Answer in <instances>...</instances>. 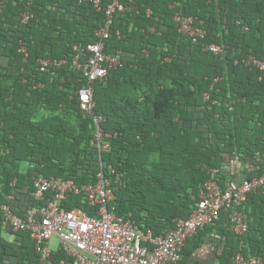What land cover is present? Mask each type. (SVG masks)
Here are the masks:
<instances>
[{
  "label": "trees",
  "instance_id": "obj_1",
  "mask_svg": "<svg viewBox=\"0 0 264 264\" xmlns=\"http://www.w3.org/2000/svg\"><path fill=\"white\" fill-rule=\"evenodd\" d=\"M113 1L99 9L93 0H0V204L19 215L46 205L54 193L35 198L34 176L94 183L102 160L111 207L159 235L191 215L212 168L223 187L264 173V77L247 62L264 61V0H119L124 9L113 13L104 41L106 53H122V65L94 83L95 113L112 134L101 159L94 118L78 102L87 77L73 59L100 39ZM178 11L198 18L204 37L179 32ZM213 43L224 56L207 48ZM40 59L65 62L43 69ZM63 205L94 211L83 194ZM239 208L250 216L246 234L231 231L222 212L187 239L181 263L209 235L219 238L220 264H234L240 251L264 261V196L251 192ZM63 258L61 248L54 252ZM0 264H39L29 233L13 231L2 213Z\"/></svg>",
  "mask_w": 264,
  "mask_h": 264
},
{
  "label": "built area",
  "instance_id": "obj_2",
  "mask_svg": "<svg viewBox=\"0 0 264 264\" xmlns=\"http://www.w3.org/2000/svg\"><path fill=\"white\" fill-rule=\"evenodd\" d=\"M100 9L101 0H93ZM124 9L119 0H114L107 8V19L98 30L100 38L87 46V51L79 50L73 59L75 69L87 77L78 90L79 107L94 118L96 130L93 143L100 157L111 149V133L101 127L102 115L95 113L94 83L108 78L110 70L122 65V53H106L104 39L110 35L112 16L115 10ZM32 17L30 12L22 14V21ZM179 32L192 38L194 42L204 37L206 31L198 18L178 11L174 16ZM78 46L75 49L78 50ZM215 54L224 56L226 49L216 43L207 47ZM26 51L25 46L20 49ZM85 56L86 59L82 60ZM64 60L40 59L42 68L60 66ZM251 68L263 71L264 61L250 56L247 61ZM1 68V67H0ZM109 167L113 169L111 165ZM217 168L211 169V176L200 191L197 206L188 218H177L176 226L169 232L156 235L151 228H141L131 215H120L111 207L115 192L111 179L101 160L100 171L94 183L79 185L72 179L56 176L37 175L33 178L35 198H42L46 192L54 193L53 198L40 207H30L24 214H16L10 205L0 204V213L13 231H27L39 253V264H182V250L189 237L200 228L214 224L222 212L227 213L230 230L244 235L249 230L250 216L239 208L251 192L264 196V173L240 181H227L223 187L217 180ZM83 194L94 207L88 213L80 207L67 208L63 202L71 194ZM59 239V246L67 255L61 260L54 259L51 241ZM234 264H264L258 255L238 252Z\"/></svg>",
  "mask_w": 264,
  "mask_h": 264
},
{
  "label": "crops",
  "instance_id": "obj_3",
  "mask_svg": "<svg viewBox=\"0 0 264 264\" xmlns=\"http://www.w3.org/2000/svg\"><path fill=\"white\" fill-rule=\"evenodd\" d=\"M6 237L10 240L13 239V235H6ZM205 240L206 242L190 256L187 264H220L217 257L218 245L216 244L219 238L209 235ZM59 248L60 246L53 250L57 251Z\"/></svg>",
  "mask_w": 264,
  "mask_h": 264
},
{
  "label": "rangeland",
  "instance_id": "obj_4",
  "mask_svg": "<svg viewBox=\"0 0 264 264\" xmlns=\"http://www.w3.org/2000/svg\"><path fill=\"white\" fill-rule=\"evenodd\" d=\"M59 239L58 238H54L52 241H51V248L52 249H57L59 247Z\"/></svg>",
  "mask_w": 264,
  "mask_h": 264
}]
</instances>
